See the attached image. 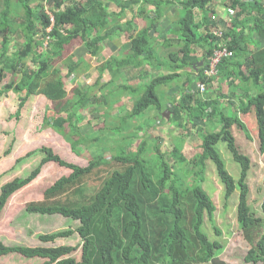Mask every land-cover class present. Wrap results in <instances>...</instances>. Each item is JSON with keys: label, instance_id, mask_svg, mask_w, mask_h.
<instances>
[{"label": "trees", "instance_id": "trees-1", "mask_svg": "<svg viewBox=\"0 0 264 264\" xmlns=\"http://www.w3.org/2000/svg\"><path fill=\"white\" fill-rule=\"evenodd\" d=\"M32 1L35 0H19L18 5L21 3L25 12L23 20L17 23L19 12L12 9V0H0V101L5 94L14 91L19 94L22 107L31 95H46L54 109L52 114L45 115L43 127L62 135L76 155L82 154L83 147H88L92 157L88 165L81 166L67 162L51 147H41L36 152L43 153L44 157L30 175L16 177L1 187L0 215L10 197L30 184L47 163L56 162L71 169L69 175L47 188L43 200L29 202L26 209L30 213L58 214L78 221L76 229L46 233L40 239L49 242L78 232L83 241L82 259L70 256L76 246H9L2 241L0 256L18 252L26 257L46 259V264H227L216 255L222 242L211 240L203 230L207 219L215 233L222 235L216 224V204L202 186L210 160L226 186L225 197L229 198L235 191V179L217 148V144L225 143L240 166L237 216L250 245L245 261L264 262V218L256 216L248 203L247 181L252 163L250 157L239 150L233 131L237 126L251 138L240 114L246 115L254 109L260 150L264 153V0H223L227 9L235 10L234 16L228 15L226 20L224 16H209L215 12L211 8L213 0H179L178 3L177 0H86L64 11L55 10V6L72 0H46L54 23L46 12L44 0L36 6H31ZM110 1L117 3L118 12L110 10ZM138 1H142L139 9L146 25L131 39L129 53L122 60L110 58L100 66L94 83L97 94L91 95V90L83 92L79 87L69 93L61 69L55 68V61L62 57L65 45L81 38L88 52L98 55L103 41L122 32L118 20ZM147 5L155 7L154 15H148ZM172 5H178L183 13L172 24L173 39L164 38L165 47L178 45V49L170 50L159 63L169 72L143 83V92L141 83L126 87L116 85V78L122 75L120 68L132 65L140 69L148 54L153 53L150 39ZM199 11L203 12L201 19L196 17ZM66 24L71 27L64 29ZM213 28L224 30L223 39L210 33ZM16 36H23L24 42L13 44ZM46 39L48 46H44ZM222 41L234 51V56L224 58L218 74L208 78L203 70ZM40 47L44 50L38 51ZM30 56L39 62L38 69L27 66ZM80 63L71 59L67 64L68 74H73ZM107 72L111 79L103 81ZM8 73L12 77L7 81ZM219 78L228 81L229 92L237 100L232 103L235 109L230 115L219 95L211 98L206 94ZM200 82L206 84L204 93L199 90ZM164 86L178 88L165 103L166 93L160 90ZM124 92L135 96L132 109L117 117L118 125L116 121L105 123L106 136H100L97 131H81L82 111L100 113L104 107L103 115L109 117ZM227 100L232 102L230 98ZM150 108L158 111L161 122L172 121L186 130V136L199 135L200 153L187 158L183 145L174 143L171 161L155 143L149 148L155 155L152 163L147 157L145 139L133 152L130 141L135 133L124 132L136 119L143 118L146 123L139 126L150 124L144 118ZM165 111H170L169 119L163 116ZM201 120L207 123L206 127L197 125ZM15 140L13 138L6 154L12 151ZM109 150L113 151L110 158L105 155ZM191 176L193 180H189Z\"/></svg>", "mask_w": 264, "mask_h": 264}, {"label": "rangeland", "instance_id": "rangeland-1", "mask_svg": "<svg viewBox=\"0 0 264 264\" xmlns=\"http://www.w3.org/2000/svg\"><path fill=\"white\" fill-rule=\"evenodd\" d=\"M41 1L42 0H36L35 2L38 3ZM176 2L178 3L179 0ZM222 3L223 0H213L212 5L216 7V5L220 4V8ZM112 6L117 10L119 9L114 3L111 4V7ZM148 7H150L151 11L154 10V7L150 5H148L147 8ZM178 8V5H172L169 7L166 14L167 18L164 19L163 17L158 24L159 29H157V32L159 35H163V37L168 35L170 31L169 26L171 27L178 18ZM219 8L217 11H219ZM135 12L136 8L130 14L127 12L126 15L119 20V23L122 24L123 27H126L127 23L131 21V16L134 15ZM23 15L24 13L20 17L21 21L23 20ZM17 21L19 20L16 19V22ZM139 22L140 21H138V23ZM140 23L139 24L142 26L146 24L145 21ZM18 39L21 40L19 37ZM122 40H124V37ZM161 42L162 40L157 48L160 57L164 60V57L169 51ZM81 43L80 39H76L68 45L63 53V58L61 60H56V66L62 69L63 76H65L66 80V88L69 93L78 86H80L83 91L92 89L91 92L96 93L98 92L97 87L93 88L91 86L95 83L99 75L98 66L104 61V59L110 57L112 55L111 52L113 51L110 50L111 45L107 42V44L104 45L105 50H103V53L100 56L95 58L89 54L85 55L83 58L84 61L81 63L76 74L72 76L75 77L69 79L66 75L67 69L65 68V63L67 61L63 59L64 57L67 58L68 56H73L75 54L81 55V53L77 52L81 47ZM119 43H122V41ZM73 52L74 54H72ZM114 52H116V54H121L123 51L115 50ZM163 69L165 74L169 72L166 68ZM145 71L147 75L144 74L141 82L144 84L145 82L150 81V77L162 74L153 69L152 66L148 68V71L147 69ZM139 74V69L128 68L125 72L124 81L132 85H138L135 84V82L139 80L137 77ZM11 77L12 74L9 73L7 81L10 80ZM109 78V74L104 75L105 81H108ZM140 88H143L142 84ZM229 88L228 81L219 79L217 82H214V85L209 86L206 93L211 96V98H218L220 96L219 100L223 102L222 105L228 108V115H230L235 109V105L232 103H237L236 98H234L229 92ZM160 90H164L166 93L163 101L165 103L171 99V96L174 93H177L178 88L175 87L172 91L170 90V87L164 86ZM143 91H145V88H143L142 92ZM227 98L232 99V102H228ZM134 99V95H127L126 93L122 94L121 100L113 106L110 111L111 116L109 117L103 115L104 110L100 113L82 111L80 116H83L84 119L80 122L81 131L83 133H91L90 130H92L97 131L100 136H106L107 134L103 130L105 123L109 121L108 124H111L116 121L115 124L118 125L119 120H117V117L132 109ZM19 103V94L14 91L5 94L0 101V191L1 187L6 182L11 181L16 177H27L30 175L44 157L43 153L36 152L43 146L53 148V150L60 154V156L67 162L81 166L88 165L90 158L92 157L88 147H83L82 154L76 155L62 135L58 134L52 128L43 127L45 114L48 116L49 114H52V102L48 101L42 95H32L22 107H20ZM240 116L248 127L251 135V138H248L242 129L237 126L233 127L239 150L248 155L252 163L249 171V179L247 181L249 188L248 203L251 205L256 216L264 218V153L260 150L256 114L254 109H252L250 113L246 115L240 114ZM144 118L151 124L147 123L148 128L147 126H139L145 123L142 118L136 119L133 122L131 121L130 129L124 132L125 134H128L129 131L135 133V138L130 141V149H132L133 152L137 150L141 140L145 139L148 149L147 157L152 163L155 162V155L149 148L155 143L160 145V152H163L166 158L168 160L171 159V161L173 160L171 154L173 146L171 145H174V143L183 145V154L187 158L192 159L200 153L199 145L201 139L199 135H196L194 138L192 134L186 136L184 132L186 130L178 127V124L175 122H169L168 120L166 122H161L159 120L158 111L155 108L148 109ZM197 125L204 128L207 123L201 120L197 121ZM13 138L16 140L12 151L9 154H6ZM217 148L221 152L222 158L225 161L226 169L234 177L237 187L230 197L226 198V186L220 179L215 165L210 160L207 162L204 175L205 180H203L202 186L216 204V224L219 229H221L222 235L218 236L215 233L207 219L203 225V230L211 240L219 239L222 242L223 246L217 251L216 255L227 264H253L245 261V255L250 249V245L243 236V229L241 228L237 216V207L241 193L238 186L240 179V166L234 160L225 143L217 144ZM28 153L30 154L27 155ZM112 154L113 151L111 150L105 153L108 158H110ZM177 167H179V165H177ZM70 173L71 169L61 166L56 162L47 163L42 167L40 174L31 181L30 184L15 192L8 200L0 215V241L9 246H76V250L71 253L70 256H73L80 261L82 259L83 241L78 232H74L72 235L58 237L49 242L40 239V236L46 233H58L59 231L76 229L79 226L78 221L58 214L48 215L30 213L26 209L29 202L43 200L47 188L52 186L55 181L62 176H67ZM193 179L194 176L189 178V180ZM46 261V259L38 257H26L18 252H11V254L0 256V264H46ZM258 264H264V262H259Z\"/></svg>", "mask_w": 264, "mask_h": 264}, {"label": "crops", "instance_id": "crops-1", "mask_svg": "<svg viewBox=\"0 0 264 264\" xmlns=\"http://www.w3.org/2000/svg\"><path fill=\"white\" fill-rule=\"evenodd\" d=\"M36 1V0H35ZM35 1H32V4H31V6H36V5H38L40 2H38V3H36ZM43 1V0H42ZM86 0H72V1H65V2H63L62 4H61V6L60 7H56L55 6V10H57V11H64L65 9H66V7H68V6H70V5H82L84 2H85ZM104 1H107V0H104ZM18 2H19V0H12V9L13 10H15V11H17V12H19V16L17 17V19L19 20V21H17V22H20L21 20H20V17H21V15L25 12V10H24V8H23V5L20 3V5H18ZM44 2V4L46 5V12L47 13H49L50 15H51V19H52V22L54 23V21H55V19H54V15H53V13H51V11L49 10V4L47 3V1L46 0H44L43 1ZM108 2V1H107ZM36 3V4H35ZM112 3H114V4H116L117 5V3L116 2H112V1H110L109 2V4H110V10L112 9V11H114V12H118L119 11V9L117 10L116 8H114L113 6L111 7V4ZM136 5H134L133 6V8H128L127 10H126V12H125V15H126V13L128 12L129 14L131 13V12H133L134 10H135V8H136V12H135V14L134 15H132L131 16V21L129 22V23H127V26L126 27H123V25L122 24H120L119 23V20L121 19V18H123V17H121L119 20H118V23L123 27L122 29V32H118V33H116L115 35H114V37H112V38H110V39H106L105 41H103L102 42V44H101V46H102V50L100 51V53L98 54V55H92L90 52H88V50H87V48L85 47V41H83L81 38H76V39H80L81 40V47H80V49L77 51V52H79V53H81V55H73V56H68L67 58H65L64 57V59L63 60H65V61H67L66 63H65V68L67 69V64L69 63V61L72 59V60H74L75 62H80L81 61V63L84 61V57H85V55H87V54H89V55H91V56H93V57H98V56H100L102 53H103V50H105L104 49V45L105 44H107V42H109V44L111 45L110 46V50L111 51H113V52H111V56L110 57H108L107 59H104V61H102V63L101 64H99V66H98V70L100 69V66L105 62V61H107L108 59H112V58H114V59H118V60H122L128 53H129V51H130V46H131V39L133 38V37H136L138 34H140V31L142 30V29H144V27H145V25L144 26H142V25H140L141 23L140 22H144L145 21V23H146V20H145V18H144V16H141L140 15V7L142 6V1H138L137 3H135ZM220 5V4H219ZM219 5H216V7H214L213 5H211V8H213L214 9V13H210L209 14V16L210 17H215L216 16V18H219L218 16H220V17H223V19L224 20H226L227 18H228V14H227V8L225 7V5L222 3L221 5V7L219 8ZM148 6V5H147ZM150 6H152V7H154L153 5H150ZM117 7H118V5H117ZM1 8H4V4H2L1 5ZM119 8V7H118ZM147 8V7H146ZM219 8V11H217V9ZM148 9V15H154L155 14V12H154V10H155V7H154V10L153 11H151L150 10V7H148L147 8ZM169 9V8H168ZM229 9V8H228ZM178 17L183 13L182 12V10H181V8H178ZM165 14H167V11L165 12ZM196 17H197V19H201V18H203V12H201V11H199L198 13H197V15H196ZM230 17V16H229ZM167 18V16L166 15H164V19H166ZM231 20L233 21V19L231 18ZM138 21H140L139 23H138ZM137 24V25H136ZM71 27V25L70 24H66L65 25V27H64V29H69ZM169 28H170V31H169V33H168V35L166 36L167 38H171V39H173V37H174V35L171 33V30L173 29V25L170 27L169 26ZM51 29V27L48 29V30H50ZM213 29H219V28H213ZM212 29V30H213ZM219 30H221V29H219ZM158 31V30H157ZM221 31H223V34H224V30H221ZM93 35V33L92 34H90V35H88V40H90V38H91V36ZM18 37L19 38H21V40H19L18 39ZM16 36V40L14 41V42H12L13 44H16V43H23L24 42V37L22 36V37H20V36ZM123 37H124V40H122L123 39ZM125 37H126V39H125ZM165 36L163 37V35H159V33L158 32H153V34H152V37H151V39H150V42H151V46H152V48H153V53L152 54H148V59H146L145 60V62H144V64H143V66H142V68H140L139 69V72H140V74L137 76L138 78H139V80L137 81V82H135V84H140L141 82H142V77L144 76V74L145 75H147V73H146V69H147V71H148V68H150L151 66H152V68L153 69H155L156 71H158V72H160V73H162V74H159V75H163V74H165V71H163L164 69L163 68H165V67H162V66H160V62L161 61H163L162 60V58L160 57V54H159V50H158V45H159V43H160V41L162 40V42L161 43H163L162 45L163 46H165V45H167L166 44V42H165ZM76 39H74V40H76ZM74 40H72L70 43H68V44H66L65 45V47H64V50H63V53H64V51H65V48H67V46L68 45H70ZM120 41H122V43H119ZM124 41V42H123ZM44 46H48V39H46L45 41H44ZM168 51H170V50H176V49H178V45H175V44H173V46H171V47H165ZM254 49H255V47H254ZM42 50H44V49H42L41 47L38 49V51H42ZM115 50H119V51H123L121 54H116V52H114ZM72 54H74V52L72 53ZM63 58V55H62V57H60V58H58V59H62ZM57 60V59H56ZM208 61V60H207ZM81 63H80V65H81ZM26 64H27V66H29V67H31V68H33V69H38L39 68V62L38 61H34L33 60V56H30L28 59H27V61H26ZM57 64H56V61H55V68H57V69H61L60 67H58V66H56ZM80 65H79V67H80ZM79 67L76 69V71L73 73V74H71V75H69L68 74V70H67V72H66V75L68 76V78L69 79H71V77L74 75V74H76V72H77V70L79 69ZM128 68H132V69H138V68H135V67H133L132 65L131 66H125V67H122V68H120V72L122 73V75L120 76V77H118V78H116V80H115V83H116V85H118V84H120V86H122V87H126V85H132V84H129V83H126L125 81H124V79H125V72H126V69H128ZM190 71V70H189ZM9 74V73H8ZM106 74H109L110 75V73H106ZM159 75H157V76H159ZM61 76H63V73H62V69H61ZM75 77V76H74ZM74 77H72V79L74 78ZM150 77V76H149ZM154 77H156V76H154ZM154 77H150L151 79L152 78H154ZM63 79H64V82H65V88H66V80H65V76H63ZM111 79V75H110V78H109V80ZM150 79V80H151ZM220 79V78H219ZM218 79V80H219ZM7 80V79H6ZM97 80V79H96ZM108 80V81H109ZM221 80V79H220ZM103 81H105V79L103 78ZM214 83V82H213ZM141 84H143V83H141ZM212 85H214V84H212ZM135 86H137V85H135ZM79 88H80V86H78ZM78 87H75L74 89H76V88H78ZM91 87H95L94 86V84L91 86ZM144 88V87H143ZM174 88H175V86H173V87H170V90H174ZM67 89V88H66ZM73 89V90H74ZM81 89V88H80ZM209 89V88H208ZM73 90H72V92H73ZM82 90V89H81ZM92 90V89H91ZM68 91V90H67ZM83 91V90H82ZM90 90H85V91H83V92H89ZM125 93V92H124ZM207 93V92H206ZM92 94H97V93H92L91 92V95ZM38 95H42L44 98H46L48 101H50V102H52L46 95H44V94H38ZM174 95V94H173ZM172 95V96H173ZM206 95V94H205ZM32 96V95H31ZM35 96H37V95H35ZM52 104H53V102H52ZM54 109V104H53V108H52V110ZM101 110H104V107H102L101 108ZM88 112V111H87ZM45 115H47V114H45Z\"/></svg>", "mask_w": 264, "mask_h": 264}, {"label": "built area", "instance_id": "built-area-1", "mask_svg": "<svg viewBox=\"0 0 264 264\" xmlns=\"http://www.w3.org/2000/svg\"><path fill=\"white\" fill-rule=\"evenodd\" d=\"M227 13L230 17H233L235 14V10L233 8L227 9ZM211 34L223 39V31L219 29H213ZM234 56V51L229 48V46L226 44V42H220L217 44V48L214 51V53L209 57L208 62L203 70V74L208 77L212 78L215 77L218 74V68L220 63L224 58H231ZM199 90L204 93V91L207 89L206 84L200 82L198 84Z\"/></svg>", "mask_w": 264, "mask_h": 264}, {"label": "water", "instance_id": "water-1", "mask_svg": "<svg viewBox=\"0 0 264 264\" xmlns=\"http://www.w3.org/2000/svg\"><path fill=\"white\" fill-rule=\"evenodd\" d=\"M203 65V62H200L199 63V66H202ZM197 68V67H196ZM163 116H165L167 119H169L170 118V111H165L164 113H163Z\"/></svg>", "mask_w": 264, "mask_h": 264}]
</instances>
